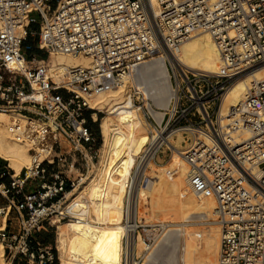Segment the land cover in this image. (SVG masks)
<instances>
[{
  "label": "built area",
  "instance_id": "built-area-1",
  "mask_svg": "<svg viewBox=\"0 0 264 264\" xmlns=\"http://www.w3.org/2000/svg\"><path fill=\"white\" fill-rule=\"evenodd\" d=\"M197 32L216 45V75L194 74L167 60L171 98L165 110L154 107L134 82L128 88L150 141L125 181L121 264H141L138 235L147 248L155 243L156 230L138 222L134 194L151 182L149 167L156 159L174 150L166 139L176 133L183 140L175 151L188 164L191 191L216 203L218 264H264V79L250 85L226 126L218 117L229 87L264 66V0H0V108L28 113L44 125L28 139L31 165L17 177L12 173L4 189L0 241L7 264H60L56 232L53 244L39 234L73 218V208L62 207L66 193L98 161L86 116L93 120L99 110L87 99L119 89L121 75L144 62L174 56ZM28 40L32 44H24ZM51 54L83 56L90 66L59 67L56 75ZM30 94L42 101L29 100ZM155 111L162 116L155 118ZM243 130L250 139L233 137Z\"/></svg>",
  "mask_w": 264,
  "mask_h": 264
},
{
  "label": "bare ground",
  "instance_id": "bare-ground-1",
  "mask_svg": "<svg viewBox=\"0 0 264 264\" xmlns=\"http://www.w3.org/2000/svg\"><path fill=\"white\" fill-rule=\"evenodd\" d=\"M51 57L54 60L52 71L56 75H58L59 67L72 69L90 66L89 60L83 56L51 54L50 62ZM156 58L163 59L160 66L155 67L153 72L155 77L161 75L158 80H147L146 73H143L141 69L138 70L141 64L133 69V73L137 78L135 85L144 90L147 98L156 108L164 110L167 109L171 98L167 60L194 74L203 72L207 75H216L221 64L216 45L210 35L205 32L194 33L184 40L174 56L162 55ZM7 67L13 71L14 63L9 61ZM263 79L264 66L238 78L229 87L218 109L222 126L228 124L226 117H229L230 111L242 101L250 85ZM129 81L130 74H122L119 89L87 99L90 108L99 110L96 106L106 102L108 110L99 120L101 145L98 150V161L92 165L90 175L83 179L78 187L75 186L76 188L66 193L63 202V209L72 208L80 203V206L86 208L83 210V218L73 216L74 219H78V222H73L72 218L63 223L71 222L72 224L65 229L58 230L56 227V240L62 249L60 264H99L100 261L97 258L101 257L105 261L100 264H121L118 253L119 250L121 251L120 223L125 199V181L135 159L145 144L150 141L147 135L148 130L145 128L146 123L141 118L139 109L129 102L127 90ZM162 90L165 94H162ZM123 97L124 100L118 102ZM28 99L42 101V97L35 94L28 95ZM115 114H120V118H125V121L128 120L127 127L130 130L110 122ZM152 115L155 118L162 116L157 111ZM92 118L96 120L95 115ZM74 125L77 126L76 123ZM43 126V123L36 119L0 108V158L7 162L15 177L31 165L33 157L28 152V139L33 131ZM175 135L174 139L171 137L166 139L174 147V150L171 149L168 161L155 166L151 165L149 167L151 182L134 194L139 224L142 225L138 214L139 208L146 205L145 210L150 221L156 220L157 223L154 224L163 230L162 235L157 236L159 240H156L158 243L156 246L153 245L154 248H147L141 236L138 235L135 245L137 255L139 256V252L142 251L141 248L139 249V243L142 242L144 252L141 253L143 257L141 264H155L158 261L159 264H218L221 228L216 203L211 197L199 200L191 191L187 182L188 164L175 151L181 149L183 139L179 133ZM233 137H239L240 141H245L250 139L251 135L243 130ZM60 142L63 146V141ZM145 221L147 220H144V223ZM100 223H103L104 227H98L97 224ZM180 229L190 234L186 237L185 233L180 234L183 237L182 243L178 237ZM113 233L115 237L111 239ZM191 235H199V237H191ZM107 241L109 243L105 249L98 247ZM180 243L182 252L180 256H177L176 252L178 253L177 248ZM3 250L0 241V264H4Z\"/></svg>",
  "mask_w": 264,
  "mask_h": 264
},
{
  "label": "rangeland",
  "instance_id": "rangeland-1",
  "mask_svg": "<svg viewBox=\"0 0 264 264\" xmlns=\"http://www.w3.org/2000/svg\"><path fill=\"white\" fill-rule=\"evenodd\" d=\"M33 29V31L35 30V28L33 27L32 28ZM32 40V39H31ZM31 40H28L26 43H24V44H27V45H30V44H32V41H35V38H33V40L31 41ZM34 52L33 53H35V54H38L37 56L39 57V58H46V56H47V54H45L44 52H40V51H38V50H36V49H34L33 50ZM162 58H154V59H152V60H150V61H147V62H144V63H142L139 67H138V70L139 69H141L142 71H143V73H146L145 74V78H147V80L148 79H152V80H158V78L161 76V75H159L158 77H155V75L153 74V72L155 71L154 69H155V67H158V66H160V64H161V62H162ZM51 62H52V64H53V62H54V60H53V58L51 57ZM148 71H151L150 73H148ZM201 73H203V72H201ZM135 73H133V71L130 73V81L129 82H131V83H133V82H135V84H137V78L135 77V75H134ZM128 87H130V83L128 84ZM128 90V89H127ZM128 93H129V90H128ZM61 94H64V92H62L61 91ZM104 94H107V93H104ZM162 94H165V92H164V90H162ZM128 96H129V99H130V104L131 105H133L132 104V101H131V97H130V94H128ZM124 100V97L123 98H120L119 100H118V102H120V101H123ZM112 103H114V102H112ZM153 104V103H152ZM134 106V105H133ZM153 106H154V104H153ZM126 107H128V105H126ZM135 107V106H134ZM155 107V106H154ZM159 108V107H158ZM96 109H99L100 111H99V113L97 114V121H93L90 117H87L86 116V125H88L89 126V128L94 132V134H95V137H96V144H95V149L94 150H99V148H100V145H101V133H100V128H99V120L100 119H102V117H104L105 115H104V113L106 114V112H107V110H108V106L106 105V102H102V103H100L98 106H96ZM140 112V111H139ZM23 114V113H22ZM141 114V113H140ZM24 115H26V117L28 116V117H30V118H33V119H36L34 116H32V115H30V114H28V113H25ZM112 117V116H111ZM113 118V119H112ZM111 119H110V122L113 124V125H117V124H119V125H121V126H123V128H125V129H129L128 127H127V119H126V121L124 120L125 118H120V114H115V116L114 117H112ZM141 118H142V115H141ZM143 119V118H142ZM144 121V120H143ZM126 122V123H125ZM145 122V121H144ZM146 128V127H145ZM130 130V129H129ZM146 130H147V128H146ZM98 156H99V153H98ZM168 159H169V157L168 156H164V158L162 159V158H158V159H156V163H157V165L158 164H162V163H165V162H167L168 161ZM97 162H94L93 164H96ZM3 166H5V167H7L8 168V166H7V162H4V163H0V167H3ZM9 169V171H10V174H12L13 172H12V170L10 169V168H8ZM65 168H63V167H60V170L61 171H63ZM92 170V167H91V169H90V171ZM90 171H89V173L87 174V175H85V178L87 177V176H89L90 175ZM77 175V173H73V175H71L70 177L71 178H74L75 176ZM7 179H9V177H7ZM8 180H6L5 182H7ZM76 187H78V186H76ZM75 187V188H76ZM74 189V188H73ZM81 204V203H80ZM80 204H77V205H75V206H73L72 208H73V216L74 217H82L83 218V210H84V208H86L85 206L83 207L82 205L80 206ZM62 206H63V204H62ZM147 206L145 205L144 207H142V208H139V218H140V221H141V223H142V226H144V227H147V229L149 230V229H152V230H156V232H155V237H156V239H155V243H154V245L156 246L157 244L156 243H158L157 241L159 240V238H157V236L159 235L160 236V234L162 235V233H163V230H161L162 228L160 227L159 228V226L158 225H155L154 223H157L156 222V220H151L150 221V218H149V215H148V213H147V210H145V208H146ZM144 209V210H143ZM143 213H144V215H143ZM148 219H147V218ZM146 218V219H145ZM72 219V218H71ZM70 218H68V219H65V220H62V221H60V223H58L57 224V222H55L54 224H53V228L52 229H48V231L46 232V233H44V232H41L40 233V235H39V238L41 239V240H43L46 244H53L54 243V240H55V232H56V227H57V229L58 230H63V229H65L67 226H69V225H72L71 224V222H69V223H67V224H63V223H65V222H68L69 220H71ZM53 220H55V219H53ZM144 220H147V221H145V223H144ZM150 221V222H149ZM73 222H78V219H74L73 218ZM86 222V221H85ZM147 222H148V224H147ZM152 222V223H151ZM100 226V227H104V225H103V223H100V224H97V226ZM146 225V226H145ZM204 225H209V224H206V223H204ZM86 229V228H85ZM115 230V229H114ZM85 231V230H84ZM84 231L82 232V233H84ZM82 233H80V234H82ZM115 233V232H114ZM113 233V236L111 237V239L112 238H114L115 237V234ZM183 234V233H185V237L188 235H190L189 234V232H184L182 229H180L179 231H178V237H179V239H180V241H181V243L183 242V237L180 235V234ZM158 236V237H159ZM192 236H196V238H198L199 237V235H191V237ZM111 239H109V241L111 240ZM182 239V240H181ZM157 240V241H156ZM108 241L107 242H105V243H103V244H101V245H99L98 247L100 248V249H105V247H106V245H108ZM181 243L180 244H178V253L176 252V254H177V256H180V254H181V252H182V250H181ZM4 246V245H3ZM141 248V252H139V256H140V258H141V263L143 262L142 261V255H141V253H143L144 252V247H143V245H142V242H140L139 243V249ZM153 248H154V246H153ZM4 251V250H3ZM121 251H122V249H121ZM121 251L119 250V253H118V256H119V260H121ZM7 257V253H4V257H3V259H4V264H7V259H5ZM99 261H100V263H103L104 261H105V259L103 258V257H101V258H97ZM99 263V264H100ZM157 264H159L160 262L158 261V262H156ZM155 263V264H156ZM62 264H68V263H62ZM80 264H82V263H80ZM178 264V263H177Z\"/></svg>",
  "mask_w": 264,
  "mask_h": 264
},
{
  "label": "crops",
  "instance_id": "crops-1",
  "mask_svg": "<svg viewBox=\"0 0 264 264\" xmlns=\"http://www.w3.org/2000/svg\"><path fill=\"white\" fill-rule=\"evenodd\" d=\"M4 162H6V161L0 158V163H4ZM7 166H8V164H7ZM8 168L5 166L0 167V207L4 206L6 204V197L4 196V189L7 190L9 188L10 175H11ZM7 177H9V179H7ZM6 180H8V181L5 182ZM52 228H53V226L52 227H46L44 229V231H42V232L46 233L48 231V229H52ZM17 264H24V263L19 262Z\"/></svg>",
  "mask_w": 264,
  "mask_h": 264
},
{
  "label": "trees",
  "instance_id": "trees-1",
  "mask_svg": "<svg viewBox=\"0 0 264 264\" xmlns=\"http://www.w3.org/2000/svg\"><path fill=\"white\" fill-rule=\"evenodd\" d=\"M88 126V125H87ZM89 127V126H88Z\"/></svg>",
  "mask_w": 264,
  "mask_h": 264
}]
</instances>
